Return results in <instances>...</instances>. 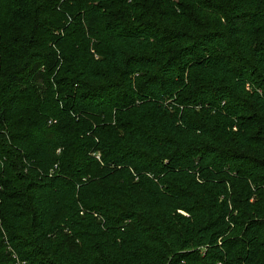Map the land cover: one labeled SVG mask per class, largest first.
Here are the masks:
<instances>
[{"label":"trees","instance_id":"1","mask_svg":"<svg viewBox=\"0 0 264 264\" xmlns=\"http://www.w3.org/2000/svg\"><path fill=\"white\" fill-rule=\"evenodd\" d=\"M264 264V0H0V264Z\"/></svg>","mask_w":264,"mask_h":264},{"label":"rangeland","instance_id":"2","mask_svg":"<svg viewBox=\"0 0 264 264\" xmlns=\"http://www.w3.org/2000/svg\"><path fill=\"white\" fill-rule=\"evenodd\" d=\"M14 264H18V262L14 263Z\"/></svg>","mask_w":264,"mask_h":264}]
</instances>
